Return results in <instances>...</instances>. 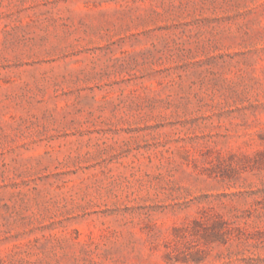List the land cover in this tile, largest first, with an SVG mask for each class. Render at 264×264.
Listing matches in <instances>:
<instances>
[{"label": "rangeland", "instance_id": "obj_1", "mask_svg": "<svg viewBox=\"0 0 264 264\" xmlns=\"http://www.w3.org/2000/svg\"><path fill=\"white\" fill-rule=\"evenodd\" d=\"M0 264H264V0H0Z\"/></svg>", "mask_w": 264, "mask_h": 264}]
</instances>
